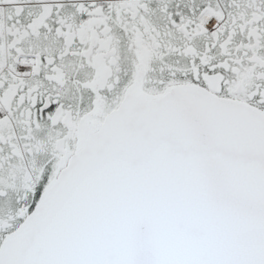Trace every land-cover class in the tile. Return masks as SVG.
<instances>
[{
    "label": "snow or ice",
    "instance_id": "obj_1",
    "mask_svg": "<svg viewBox=\"0 0 264 264\" xmlns=\"http://www.w3.org/2000/svg\"><path fill=\"white\" fill-rule=\"evenodd\" d=\"M0 264H264V0H0Z\"/></svg>",
    "mask_w": 264,
    "mask_h": 264
}]
</instances>
